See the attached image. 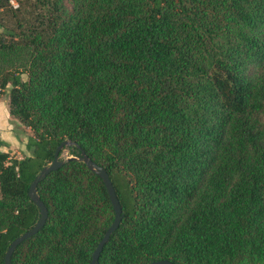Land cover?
<instances>
[{"label":"trees","instance_id":"trees-1","mask_svg":"<svg viewBox=\"0 0 264 264\" xmlns=\"http://www.w3.org/2000/svg\"><path fill=\"white\" fill-rule=\"evenodd\" d=\"M38 1L0 30V97L33 131L22 159L0 150V264L66 139L123 208L100 264H264V0ZM38 192L47 222L12 264H90L115 217L103 179L69 159Z\"/></svg>","mask_w":264,"mask_h":264},{"label":"water","instance_id":"water-1","mask_svg":"<svg viewBox=\"0 0 264 264\" xmlns=\"http://www.w3.org/2000/svg\"><path fill=\"white\" fill-rule=\"evenodd\" d=\"M71 145H76L77 147L80 148V146L75 142L70 139H66L62 141L58 147L56 148L55 151V156L52 162L49 164L45 165L41 171L37 174V176L34 178L32 181L28 194L31 198V200L38 206L40 210V216L38 221L29 229L24 231L21 235L16 237L10 244L6 255H5V264H12V255L15 251V249L26 239L30 238L31 236L35 235L38 233L46 224L47 218L49 215V210L48 207L46 206L45 202L42 200L41 196L39 195L38 192V185L42 179H44L50 172L58 169L60 166H62L66 160L69 159H76L78 161L84 162L92 171H94L97 175H99L108 190L110 199L112 201L114 210H115V217L114 221L112 224L109 226V228L106 230L104 236L98 243L97 247L95 248L93 254H92V260L90 264H100L99 258L101 255V252L105 246V244L110 240L111 235L118 229L121 220L123 218L122 215V205L120 203L117 191L115 189V186L113 184V181L110 177L109 172L107 169L103 166L94 161L87 153L85 150L81 149V155L80 156H70L67 159H61V152L65 149L67 146ZM149 264H174L172 261L169 259H160V260H155L152 261Z\"/></svg>","mask_w":264,"mask_h":264},{"label":"rangeland","instance_id":"rangeland-1","mask_svg":"<svg viewBox=\"0 0 264 264\" xmlns=\"http://www.w3.org/2000/svg\"><path fill=\"white\" fill-rule=\"evenodd\" d=\"M45 9L46 6H42L41 1L38 0H3V5L0 7V30L12 28L19 30L21 25H27L36 13ZM23 77L26 79L27 74ZM10 89L11 86H8L0 97V138L6 142V145L0 146V150L8 151L12 157L22 159L29 154L26 143L33 131L10 113ZM70 156L74 154L64 149L60 158L67 159Z\"/></svg>","mask_w":264,"mask_h":264},{"label":"crops","instance_id":"crops-1","mask_svg":"<svg viewBox=\"0 0 264 264\" xmlns=\"http://www.w3.org/2000/svg\"><path fill=\"white\" fill-rule=\"evenodd\" d=\"M3 111V109L1 110V112ZM1 122V121H0ZM25 149V148H24Z\"/></svg>","mask_w":264,"mask_h":264}]
</instances>
